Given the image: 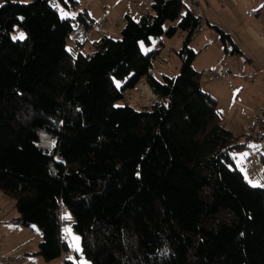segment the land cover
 <instances>
[{
  "label": "trees",
  "instance_id": "16d2710c",
  "mask_svg": "<svg viewBox=\"0 0 264 264\" xmlns=\"http://www.w3.org/2000/svg\"><path fill=\"white\" fill-rule=\"evenodd\" d=\"M58 1L78 8L0 0V191L15 200L16 223L39 228L37 253L51 261L70 250L63 203L81 238L65 264H264V189L233 156L253 133L242 141L224 125L194 65L204 5L152 0L120 22L119 37L103 34L85 51L76 39L67 48L72 23L96 21L83 10L62 15ZM208 25L229 54L242 53L224 27ZM17 27L25 39L14 38ZM177 33L181 46L168 53L179 56L178 74L148 76ZM145 75L157 100L123 103ZM45 130L57 139L51 150L39 143Z\"/></svg>",
  "mask_w": 264,
  "mask_h": 264
},
{
  "label": "crops",
  "instance_id": "0c3cea01",
  "mask_svg": "<svg viewBox=\"0 0 264 264\" xmlns=\"http://www.w3.org/2000/svg\"><path fill=\"white\" fill-rule=\"evenodd\" d=\"M115 1L116 4L109 6L111 9H109L110 11L108 13H106L102 9L93 11L91 7H88L87 5L83 4V8H80L79 12H77V9L70 10L68 15H71L72 13L78 14L80 13V11L83 10L87 13L86 17L89 20H92V22H94L102 19L107 14V23L105 25L106 27H104V31L98 30L97 32L95 30L93 32V40L103 34L113 36L112 34L116 32V29L123 25H117L116 21H118L122 17H132L134 19H138L141 14L150 10L152 2V0ZM198 1L199 3L204 5L201 8L205 15V26L208 24V21H211L217 25L224 27V29H226L232 35V37L235 39L238 46L242 50L241 54L231 55L226 51L224 44H221L220 38H218V43L222 45L219 46V48L223 54L220 58V62L216 66L217 69H214L212 73L214 77H220L221 75H235L240 78V85L236 90L233 101L229 103L230 111L227 112V114L224 116V121L225 119L232 117V124H234V126L235 124H240L238 125L240 130L237 132H235L231 127H228L227 125L225 126L237 134H246L241 139L242 141H246V137H248L249 134L257 128V125L255 123L251 125L249 121V119H252L256 122V118L252 114V110L253 108H255L258 114L259 109L264 105V92L261 96L256 87V74L259 69H263V74L260 81L264 82V7H262V5H264V0ZM140 4H145L147 6L146 9L141 7ZM212 31V40L216 41V39L214 38L216 37V35L214 34V29ZM200 35H203L201 37V41H204V39L209 40V36L205 30H203ZM196 37L193 39V42ZM92 40H90L88 44H86L82 48V50H91L93 48V44L91 43ZM205 42V47H207L209 45V41ZM77 45L75 43L74 47H77ZM78 49L81 50V47L79 46ZM218 67L220 69H218ZM161 73L163 74L167 72L161 71ZM206 82L207 85L201 79L202 88L205 91L211 93L213 96H215L218 99V102L220 103V99L215 93V87L211 85L210 78H207ZM238 99H240L239 102ZM245 103L248 104V106L246 107V109H243L242 106H246ZM254 140L255 138H251L250 142ZM246 147L251 148V145L248 143ZM0 197V210H2L3 208L5 209V207L7 206V200L3 195H0ZM10 212L11 211H7V214L2 218L0 223V235H2L1 238L5 237V241L2 243V248H0V250H3L4 252L11 255L15 264H21L20 262L22 261V259L20 258V256H22L23 252L29 248V245H27V243H15L11 238L10 234L13 233L15 229L19 227L20 224L14 221L18 214H15L10 217L8 216L10 215ZM28 228L35 229L36 226L33 225L29 226ZM35 231H37L39 234L40 244V242L42 241V235L40 233L39 228H37V230ZM38 249L34 251L33 254L37 253ZM63 263L64 262H62V264ZM43 264H51V262H43ZM80 264H84V262H81Z\"/></svg>",
  "mask_w": 264,
  "mask_h": 264
},
{
  "label": "rangeland",
  "instance_id": "374dc122",
  "mask_svg": "<svg viewBox=\"0 0 264 264\" xmlns=\"http://www.w3.org/2000/svg\"><path fill=\"white\" fill-rule=\"evenodd\" d=\"M77 1H78L77 12H79L80 8H83L82 5L85 4L88 7H91L93 11L102 9L106 13H108L109 9L107 8V6L116 4L115 0H77ZM128 1H131V0H128ZM58 2H59L58 3L59 11L64 16H66L69 13V10L73 9V6L70 5L72 3V0H66V2L70 5V7L65 6L61 1H58ZM140 5L144 9H146L147 7L145 4H140ZM72 15H76V14L72 13ZM106 21H104L105 22L104 27H106L105 26L107 23ZM120 22H122L121 19L116 21V24L120 25ZM204 23H205V19H204ZM122 26L116 29V32L112 34L115 38L120 36V31L122 29ZM202 29L207 32L209 36V40L204 39V41H201V37L203 35L196 37V39L194 40L193 47L198 51V55H197L194 65L198 70L202 71L203 73L202 80L206 85H207L206 79L210 78L211 85L215 87V91H216L215 93L218 95L220 99L219 108L221 109V111L224 113V116H225L227 112L230 111L229 103L233 101L236 90L238 89L240 85V78L235 75H221L220 77L213 76L212 71L214 69H217L216 66L220 62V58L223 54L219 48V46H222L221 45L222 41H221V44L218 43V38H220V35L215 30H214V34L216 35V37L214 38L216 39L217 42L212 40L213 36L211 32H213L212 31L213 29L208 24L206 26L204 24ZM96 31L98 32V28L96 29ZM225 31L227 30L225 29ZM21 34L24 35V39H25L27 36L26 31L21 27H17V30L13 33V36L15 39H17ZM182 37H184L182 33H177L174 37L167 38L165 40V45L161 51V56L162 58L166 59V61L163 65H160V66L156 65L155 70L158 76L162 75L161 71H166L168 74H172V75L178 74L179 69H180L179 56L176 52L174 53V55L169 56L168 52L170 48H174L175 50H178L180 48ZM74 40H75L74 37L71 36V38L67 41V48L69 50H72L74 48V44H75ZM205 41H209L208 42L209 45L207 47H205V43H206ZM141 46H142L143 51L152 49V47H149L144 44H142ZM218 69L220 68L218 67ZM262 70L263 69H259L256 74V87H257V90L259 91V94H261V96L264 92V82L260 81V79L262 78V74H263ZM116 82L119 86L122 83L119 80H116ZM239 101L240 99H238V102ZM137 102L142 107L145 105L146 100L143 97H139L137 99ZM245 105L246 106H242L243 109H246V107L248 106V104L246 103ZM132 106L136 108L135 104ZM252 114L257 120L258 114L255 108H253ZM249 121L251 125H253L254 123L256 124V122L252 119H249ZM232 122H233L232 117L225 119V121L223 120L224 125L231 127L235 132L239 131L240 128L238 125L240 124H235L234 126ZM56 142H57V139L54 136L53 132L45 130L40 133L39 143L43 148L51 150L55 147ZM256 147H257L256 144L252 142L251 148L244 147V148H238V149L233 150V156H234L235 164L242 171L246 180L251 185L259 186L264 189V158L260 155L258 151L252 152V150H256ZM0 195L5 196L7 200V206L5 207V209L3 208L0 211H11L10 215H8L10 217L15 214H18L17 209L15 208V200L11 196L4 194L2 191H0ZM34 226H36L35 229L19 225V227H17L15 231L10 234L11 238L13 239L15 243L17 242L21 244L27 243V245H29V248L23 252L22 256H20L22 261H24V262L21 261L20 263L21 264H43V262H46V263L51 262L52 264L54 262L53 264H62V262H64L62 257L51 260V261H46L42 255L38 253L33 254V252L36 251L39 247L38 246L39 245V234L37 231H35L37 230L38 227L37 225H34ZM1 236L2 235H0V240L3 243L5 241V237L1 238ZM66 241L70 247L72 259L77 260L75 256V252L80 251L81 238H80V234L73 228L72 224L67 229ZM1 248H2V245H1ZM81 262H84V264H91L90 262L82 260V259H81Z\"/></svg>",
  "mask_w": 264,
  "mask_h": 264
},
{
  "label": "built area",
  "instance_id": "2783aa9c",
  "mask_svg": "<svg viewBox=\"0 0 264 264\" xmlns=\"http://www.w3.org/2000/svg\"><path fill=\"white\" fill-rule=\"evenodd\" d=\"M188 2L189 5H192V0H185ZM108 9H111L109 6H107ZM110 11V10H109ZM106 17H103L100 20H97L92 26L88 25L85 22H73V29H72V36L74 39L79 40L80 42L86 43L88 42L92 36L93 32L98 28L99 31H104V24L106 21ZM123 22L125 20V17L120 18ZM162 65L163 61L159 58H153V64L148 69V76L149 75H155V66L156 65ZM145 75L143 76L136 87L133 89L125 92L124 99L122 100L123 103H128L131 105H136V108H141V105L138 104L137 99L139 97H143L146 100V104H149L151 102H154L157 100L158 96L153 91L149 84V77ZM134 91V92H133ZM257 128L254 129L252 139L255 138L253 143L256 144V150H252L253 152L258 151L260 155L264 158V105L259 109L258 116L256 120ZM60 233L63 238H67V229L72 224L69 219V212L67 210V207L64 206L63 203L60 204ZM7 214V211H0V223L2 218ZM2 242L0 240V248H1ZM71 257L70 250H64L62 253V259L65 262ZM0 264H15L13 261L11 255L4 252L3 250H0Z\"/></svg>",
  "mask_w": 264,
  "mask_h": 264
},
{
  "label": "snow or ice",
  "instance_id": "6c2138e0",
  "mask_svg": "<svg viewBox=\"0 0 264 264\" xmlns=\"http://www.w3.org/2000/svg\"><path fill=\"white\" fill-rule=\"evenodd\" d=\"M262 7H264V5H262ZM18 38H19V39H24V35L21 34Z\"/></svg>",
  "mask_w": 264,
  "mask_h": 264
},
{
  "label": "clouds",
  "instance_id": "9594fccd",
  "mask_svg": "<svg viewBox=\"0 0 264 264\" xmlns=\"http://www.w3.org/2000/svg\"><path fill=\"white\" fill-rule=\"evenodd\" d=\"M91 25H93V24H91ZM92 37H93V36H92ZM90 40H92V38H91ZM90 40H89V41H90ZM89 41H88V42H89ZM88 42H86V43H88ZM253 131H254V130H253ZM253 131H252V132H253ZM252 132H251V133H252ZM251 137H252V135H251ZM250 139H251V138H250ZM252 142H253V141H252ZM252 142H249V144L251 145ZM252 152H253V151H252Z\"/></svg>",
  "mask_w": 264,
  "mask_h": 264
}]
</instances>
